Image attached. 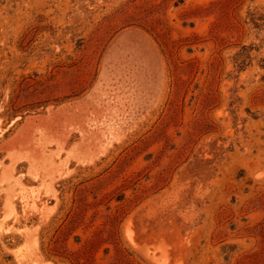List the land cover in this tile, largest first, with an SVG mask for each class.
Returning <instances> with one entry per match:
<instances>
[{"label":"rangeland","instance_id":"obj_1","mask_svg":"<svg viewBox=\"0 0 264 264\" xmlns=\"http://www.w3.org/2000/svg\"><path fill=\"white\" fill-rule=\"evenodd\" d=\"M0 264H264V0H0Z\"/></svg>","mask_w":264,"mask_h":264},{"label":"bare ground","instance_id":"obj_2","mask_svg":"<svg viewBox=\"0 0 264 264\" xmlns=\"http://www.w3.org/2000/svg\"><path fill=\"white\" fill-rule=\"evenodd\" d=\"M6 100V99H5ZM66 105V104H65ZM63 106V105H62ZM61 107V106H60ZM59 108V107H58ZM47 114H48V112H47ZM25 121H26V119H25ZM49 134L50 133H48V136H49ZM54 135H57L58 134V132L56 131V132H54L53 133ZM51 135V134H50ZM12 147V145H13V143L11 142V143H5L4 145H2V147H7V148H9L10 146ZM12 156H13V154H12ZM14 157V156H13ZM50 185H48V187H49Z\"/></svg>","mask_w":264,"mask_h":264},{"label":"water","instance_id":"obj_3","mask_svg":"<svg viewBox=\"0 0 264 264\" xmlns=\"http://www.w3.org/2000/svg\"><path fill=\"white\" fill-rule=\"evenodd\" d=\"M57 109V108H56ZM56 109H54V110H56ZM39 115H41V116H44V115H46V114H38V115H33V116H28V117H36V116H39ZM26 119V118H25ZM25 122V120L23 121V123ZM22 123V124H23Z\"/></svg>","mask_w":264,"mask_h":264}]
</instances>
